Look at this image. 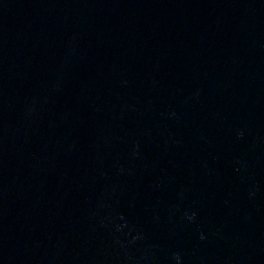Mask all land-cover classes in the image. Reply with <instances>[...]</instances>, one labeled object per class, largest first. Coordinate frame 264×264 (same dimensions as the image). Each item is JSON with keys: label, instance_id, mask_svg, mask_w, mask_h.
Wrapping results in <instances>:
<instances>
[{"label": "water", "instance_id": "obj_1", "mask_svg": "<svg viewBox=\"0 0 264 264\" xmlns=\"http://www.w3.org/2000/svg\"><path fill=\"white\" fill-rule=\"evenodd\" d=\"M0 264H264V0H0Z\"/></svg>", "mask_w": 264, "mask_h": 264}]
</instances>
